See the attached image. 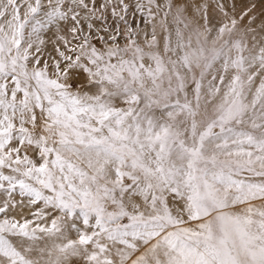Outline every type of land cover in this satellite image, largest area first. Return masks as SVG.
<instances>
[{"label": "snow or ice", "instance_id": "6c2138e0", "mask_svg": "<svg viewBox=\"0 0 264 264\" xmlns=\"http://www.w3.org/2000/svg\"><path fill=\"white\" fill-rule=\"evenodd\" d=\"M0 264H264V0H0Z\"/></svg>", "mask_w": 264, "mask_h": 264}, {"label": "rangeland", "instance_id": "374dc122", "mask_svg": "<svg viewBox=\"0 0 264 264\" xmlns=\"http://www.w3.org/2000/svg\"><path fill=\"white\" fill-rule=\"evenodd\" d=\"M130 19H133L135 21V23H139V21H140V14L137 13L134 16H130ZM135 23H134L133 26H135ZM140 26L143 27L142 24Z\"/></svg>", "mask_w": 264, "mask_h": 264}]
</instances>
